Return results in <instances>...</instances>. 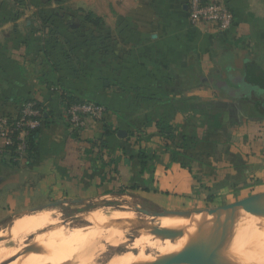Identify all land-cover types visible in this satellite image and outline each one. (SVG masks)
<instances>
[{
	"label": "crops",
	"instance_id": "1",
	"mask_svg": "<svg viewBox=\"0 0 264 264\" xmlns=\"http://www.w3.org/2000/svg\"><path fill=\"white\" fill-rule=\"evenodd\" d=\"M223 1L235 20L224 33L192 27L189 0H0V111L16 117L33 101L45 112L22 161L0 155V224L63 195L140 185L121 149L138 131L157 148L159 125L183 141L206 121L231 128L232 153L251 172L260 160L264 182V0ZM62 94L109 109L111 136L93 119L71 129ZM214 139L216 156L226 147ZM102 141L110 152L96 147ZM113 159L119 173L103 167ZM169 173L166 188L156 177L150 186L170 192Z\"/></svg>",
	"mask_w": 264,
	"mask_h": 264
},
{
	"label": "rangeland",
	"instance_id": "2",
	"mask_svg": "<svg viewBox=\"0 0 264 264\" xmlns=\"http://www.w3.org/2000/svg\"><path fill=\"white\" fill-rule=\"evenodd\" d=\"M176 131L177 130L175 129L173 131L169 128L168 133H172V136L175 139L173 140L174 142L172 140L169 141L168 137V139L164 137L166 138L165 141L160 143L157 148L152 146L154 143L150 142L153 138L147 136L144 139L145 147L142 148H145L147 152L146 160L148 162V167L144 171L146 174L145 179L142 178V181L141 179L139 180L140 185H137L138 188L133 189L132 184L126 187L120 185V181H116L115 183H110L111 186L114 187V189L112 187L113 194L111 192L108 195L106 194V196L104 194L103 196H96V194H94L92 196L80 198L76 196L66 197L63 195L62 199L48 203L51 204L58 201H65L66 204L63 206L50 208L40 212L30 211L23 216L20 215L15 217L11 222L9 221L0 224V240L2 239V242L6 240V243L4 244L8 247H15L16 245L11 239H4L1 237L8 234L9 229L15 222L30 216L36 217L44 212L50 213V219H52L51 222H55L59 219L60 221L58 220V223L60 222L63 225L71 226L75 224L76 226L86 228L87 226L90 227V225L79 222L78 219L80 218V215L82 216L86 213L90 214L96 210H102L104 214L108 213L105 209L109 208L113 209L115 212H127L126 210H128L127 213H131V211L133 213L135 212L134 205H139L143 209L152 211L159 209L181 211L201 210L233 204L247 197L264 193V182L256 179L262 178L260 173V169L262 170L261 161L257 159L253 160L254 164H252L253 166L251 167L253 172L249 171L248 168H244L245 158L238 155L240 153H232L231 150V128L227 127L223 130H216L212 126V122L209 123L206 121L199 127V129L194 127L189 128L188 131L184 132L187 134V141H183L182 135L178 133L176 134ZM158 137L163 138L161 136ZM218 137L219 139H225L220 144L226 148H221V151L217 152V154L215 153L216 156H213L214 152L212 143L216 140L214 138ZM132 141L134 143L133 146L127 144L125 149L128 154L136 156V167L141 170L137 155L138 149L143 146V142H137L136 138ZM166 148H168V150H165ZM164 153L168 155H165ZM197 154H199V156H196ZM198 164H201L202 167L198 166ZM110 169L115 173L120 172V170H118L116 159ZM169 172L173 175V185L170 187V192L162 191L161 188L158 189L154 186L152 187V184L150 186L149 179L151 180L153 177H156L158 178L157 180L161 178V183L166 188L167 185L165 184V181L167 182L169 180V177H166L168 175L166 173ZM157 173L165 176L157 177ZM186 174L187 176H189V174L191 176L187 177ZM180 177H184L183 180H178ZM179 187L180 189H178ZM78 195L81 196V194ZM133 214L138 217V219L148 222L151 226H160L163 220L159 218H149L138 213ZM48 230L50 231L51 229ZM48 230H44L43 232L47 233ZM45 233H33L24 238L22 240L23 242H20L19 245L29 246L34 238ZM130 233L127 234L125 243L130 242V240L134 239L137 235L135 231ZM29 242L31 243L28 244ZM114 251L120 254L129 252L130 250L126 249L125 245L119 246L117 249L109 247L107 251L104 250L105 253L101 252L94 259L93 263H108L109 260L115 256ZM19 256L21 258L24 255L21 254L13 257L10 259V262L12 263L18 260ZM10 262H5L4 264H10Z\"/></svg>",
	"mask_w": 264,
	"mask_h": 264
},
{
	"label": "bare ground",
	"instance_id": "3",
	"mask_svg": "<svg viewBox=\"0 0 264 264\" xmlns=\"http://www.w3.org/2000/svg\"><path fill=\"white\" fill-rule=\"evenodd\" d=\"M105 210L108 211L107 214L96 210L80 215L78 221L90 225L86 228L75 224L63 225L58 223L59 219L51 222L50 213L45 212L15 222L8 234L5 233L1 238L11 239L16 246L8 247L4 244L6 240H0V264L10 262V259L21 254L24 256H19L18 260L10 264H94V259L101 252L105 253L104 250L107 251L109 247L117 249L123 245L130 251L120 254L114 251L115 256L110 257L112 259L106 264H168L178 248L195 234L200 225V216L184 220L159 218L163 219L160 226H151L148 222L138 219L133 214L138 213L136 211L127 213L128 210ZM177 228L178 233L171 241L161 242L151 235L158 229ZM44 230L48 232L45 233ZM133 231L137 233L136 237L125 243L127 234ZM36 232L45 234L35 236L32 243H28H31L29 246L19 245L24 238ZM236 239L243 256L252 258L255 264H264V221L260 231L256 232L253 220L249 223L243 220L236 232ZM233 253V246L225 239V223L214 220L207 238L190 250L188 262L234 264Z\"/></svg>",
	"mask_w": 264,
	"mask_h": 264
},
{
	"label": "built area",
	"instance_id": "4",
	"mask_svg": "<svg viewBox=\"0 0 264 264\" xmlns=\"http://www.w3.org/2000/svg\"><path fill=\"white\" fill-rule=\"evenodd\" d=\"M189 21L192 27H206L217 32H228L234 26V15L223 0H189ZM106 108L95 103L76 104L70 107L68 116L72 126L83 128L88 119L102 120ZM16 117L0 111V155L14 153L17 161L27 154L28 138L42 127V113L34 103L23 106Z\"/></svg>",
	"mask_w": 264,
	"mask_h": 264
},
{
	"label": "water",
	"instance_id": "5",
	"mask_svg": "<svg viewBox=\"0 0 264 264\" xmlns=\"http://www.w3.org/2000/svg\"><path fill=\"white\" fill-rule=\"evenodd\" d=\"M124 132L120 133L123 137ZM66 204L65 201H58L51 204L38 206L32 209V212H40L50 208H56ZM134 209L139 214L151 218H169L175 220H184L189 217L200 216V225L195 232L178 250L175 252L168 264H190L188 256L190 250L202 243L210 233L214 220L220 223H225V239L234 248V264H255L250 257H245L240 251V246L236 239V232L243 220L255 223L256 232L260 231L262 222L264 221V193L256 194L233 204H228L220 207L206 208L201 210H167L159 209L156 211L141 208L139 205H134ZM178 228L173 230H155L152 232V237L161 242L171 241L178 233Z\"/></svg>",
	"mask_w": 264,
	"mask_h": 264
},
{
	"label": "trees",
	"instance_id": "6",
	"mask_svg": "<svg viewBox=\"0 0 264 264\" xmlns=\"http://www.w3.org/2000/svg\"><path fill=\"white\" fill-rule=\"evenodd\" d=\"M93 16L92 15H88L87 16V21L89 22V23H93V24H99L101 21L100 20H95V19H93L92 18ZM62 96V98L65 100H67V102L68 101H72V103H71V105H68L67 106V108H66V114H67V117H68V120H69V123H70V127H71V129H73V130H76V131H78V130H80V129H82V128H80V129H76V128H74L73 126H72V124H71V122H70V117L68 116V113H69V109H70V107L71 106H73V105H76V104H83V103H87L86 101H82V100H79L78 98H76V97H74V96H67V95H64V94H62L61 95ZM29 102H33V101H26L25 103L27 104V103H29ZM97 104V103H96ZM97 105H100V104H97ZM100 106H103V105H100ZM37 107L38 108H40V106L37 104ZM104 107V106H103ZM106 108V107H105ZM106 117L104 118V119H102V120H95V121H98V122H101V123H103V125H104V127H105V136L106 137H110L111 136V130H110V127L108 126V124H106L107 123V117L110 115V114H112V112L109 110V109H107L106 108ZM42 113V120H43V118H44V115H45V112L44 111H42L41 112ZM45 119V118H44ZM168 129H169V127H166V126H164V125H159V126H157V131H158V135L159 136H161V137H168L169 138V141L170 140H174V137L172 136V133H168ZM75 131V132H76ZM37 132L38 131H35L34 133H32L31 134V136H30V143L32 142L33 143V138L35 137V135L37 134ZM130 135H129V137L125 140V143H124V147H122V149H121V151L123 152V155L125 156V158H126V162H128L129 164H134L135 163V161H136V156H134V155H130V154H128L127 153V151H126V149H125V147L127 146V144H129V145H131V146H133V139L134 138H136V140H137V142H139V143H142L143 142V146H141V148H139L138 149V155H137V159L139 160V166L141 167V170H140V168H139V170H140V173H139V175H140V177H142V178H144L145 179V173H144V171L147 169V167H148V162H147V152H146V149L145 148H142V147H145V144H144V139L148 136L146 133H144V132H140V131H138V132H131V133H129ZM75 135H78V134H76V133H74V136ZM165 138V139H166ZM167 138V139H168ZM174 142V141H173ZM96 145V147L99 149V150H101V151H104V150H108L109 152H110V147H109V145L105 142V141H102L101 142V144H98V143H96L95 144ZM30 147H31V145L30 144H28V149H27V153H29V150H30ZM165 150H168V148H166ZM155 155V154H154ZM115 163V160L113 159V160H110L109 161V163H107V164H104L103 165V167H111L113 164ZM135 188H138L137 186H133V189H135Z\"/></svg>",
	"mask_w": 264,
	"mask_h": 264
}]
</instances>
